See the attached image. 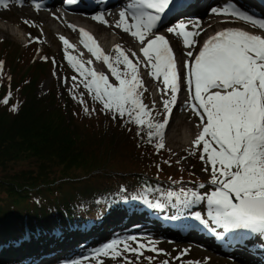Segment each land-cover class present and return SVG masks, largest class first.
Instances as JSON below:
<instances>
[{
	"label": "snow or ice",
	"instance_id": "1",
	"mask_svg": "<svg viewBox=\"0 0 264 264\" xmlns=\"http://www.w3.org/2000/svg\"><path fill=\"white\" fill-rule=\"evenodd\" d=\"M67 3L73 4L75 0H67ZM174 3L175 0H133L119 11V19L114 27L141 45L139 51L142 60L135 51L125 50L120 44L114 46V55H109L91 33L69 25L74 31H79L81 44L96 61L106 66L115 82L105 72L96 71L92 66L93 60L83 61L71 55L68 50L75 46L60 36L65 58L78 74L79 84L101 105V111L112 113L114 120L127 117L130 123L141 130L147 129L149 143L155 139L157 150L166 147L165 129L177 104L183 79L189 92L185 107L195 113L200 121L196 125L200 131L191 142L189 155L199 153V159L210 166V183L215 188L204 195L183 188L179 192H161V195L175 198L185 206L206 201L207 216L215 225L212 231L221 228L223 233L220 235L244 230L264 238V36L235 27L224 28L204 40L199 51L194 54L197 38L204 32L201 22L179 21L167 27L166 31L179 37L183 48L188 49L183 53L188 59L184 61L182 77L173 46L165 35L156 31L162 17ZM0 7L7 9L9 0H0ZM34 7L39 10L41 4L35 3ZM210 11L217 16L239 19L264 31V19L256 18L233 4L213 7ZM92 19L105 26H113L109 25L103 12ZM24 23L29 22L25 20ZM141 67L147 69L151 79L162 84V88H157L162 93L164 106L162 122L152 116L155 102L152 108L144 103L148 88L141 75ZM3 68L4 62L0 61V71ZM72 79L76 81L77 76ZM78 86L74 84V88ZM10 99L11 92L0 103L7 105ZM73 99L83 106L86 115L95 111L86 105L83 94L79 97L73 94ZM17 110L18 106L11 108L13 112ZM140 134L138 131L137 135ZM208 170L206 167L205 171ZM199 187L203 188L204 185ZM155 206L161 207L159 203ZM194 218L208 225L209 221L199 213ZM231 240L232 237H229V242ZM128 241L135 242L137 237L113 240L96 250L94 255L113 260L122 258L124 264H139L140 258L144 256L143 250L157 254L162 252L144 243L132 246ZM188 251L183 250L175 259L180 260ZM125 253L132 254L136 260H130ZM146 259L151 264L154 257ZM71 264H80V261H72ZM98 264H103V261L98 260ZM161 264H169V261L164 260ZM186 264L201 262L188 260Z\"/></svg>",
	"mask_w": 264,
	"mask_h": 264
},
{
	"label": "trees",
	"instance_id": "2",
	"mask_svg": "<svg viewBox=\"0 0 264 264\" xmlns=\"http://www.w3.org/2000/svg\"><path fill=\"white\" fill-rule=\"evenodd\" d=\"M10 48H0L6 68L0 101L11 92L9 103H0V264L16 252L42 255L110 213L139 208L140 200L170 205L161 192L195 180L187 169L176 170L154 140L137 135L127 117L114 120L83 98L95 109L86 115L77 100L59 101L55 90L39 97L50 62L31 61L34 44L27 50L32 63L19 67L20 48Z\"/></svg>",
	"mask_w": 264,
	"mask_h": 264
},
{
	"label": "rangeland",
	"instance_id": "3",
	"mask_svg": "<svg viewBox=\"0 0 264 264\" xmlns=\"http://www.w3.org/2000/svg\"><path fill=\"white\" fill-rule=\"evenodd\" d=\"M0 16L4 18L3 20H9L13 17L15 18L18 17L23 22L25 20L29 22L28 24L24 23L25 27L29 29L28 30L29 36L27 37L28 45L26 43L24 44L22 42H19L17 39L11 36V34H7L3 36L2 38H0V48L3 45L5 46L8 44H11L12 48H10V50H13V53L16 52V50L20 48V53H19L20 55L18 54L19 55L17 58L18 60H16V64H18L19 67H23L22 64L25 65L27 62L31 64L33 61L34 62L35 61H45L47 63L50 62L49 63L51 65V68H49L50 71H47L48 73L45 76L41 77L39 81L38 91H37V95L39 97H47L51 90H55L58 93L59 101H62L64 103H67L66 97H68L69 99L70 98L73 99V94H75L77 97L83 94V98H88L89 100L93 101L95 104H99L98 102L94 101L91 98V96L88 95L87 90L84 89L83 86L79 84L80 78L78 74L73 70V68L69 65L68 61L65 58L64 45L62 43L58 44V43L53 42L51 38H47L45 35L42 36L44 29H43V21L40 18L41 16L34 17L27 12L26 8H16V7L1 9ZM209 18L212 21L218 20V18H215V15ZM81 21L86 22L85 20H81ZM32 25H35V26H32ZM206 25H209V23L207 22ZM88 26L92 27L96 32L98 31V29L95 26H92L91 24ZM212 30L213 29H211V31ZM31 33L32 35L30 36ZM97 33L101 34V32H97ZM34 44L38 45L39 48L37 50L36 56H34L33 59H31L32 62H30V58L27 54L28 52L27 50H29L30 47ZM182 47L183 46H182L181 41L180 40L177 41L175 48L178 54H179L180 49H182ZM132 50L137 53L135 48L132 47ZM68 52L71 55L76 56L75 50L68 51ZM137 56L139 55L137 54ZM178 56L179 58H182L181 54H179ZM45 57L47 59H44ZM140 59L142 60L143 58L140 57ZM185 59H188V58L184 57L182 58V61H180L181 67L183 69H184L183 64H184ZM53 60H55V64H53ZM104 69L106 72H108L106 66L104 67ZM144 69L145 68L141 67L140 71H141L142 76H144L143 74L146 73ZM5 72H6V68L2 70V74L0 71L1 78H3ZM73 76H77L76 81H73L72 79ZM110 80H113V82H115L114 78H112L111 75H110ZM145 83L148 88V92L144 94V98H143L144 103L147 104L149 108H152V104L153 102H155V109H153L152 111V116L154 117L156 121L162 122L164 119V106L163 104L160 106H157L156 100L154 98V93L155 91H157L158 86L157 84L155 85L154 83H151L148 81H146ZM74 84L79 85V86L74 88ZM188 99H189V96L185 97L181 102L184 105L183 111L181 112L180 108H177L176 110V107H174L172 115L176 114V119H178V117L182 118L184 124H188L190 122H193L194 120L195 121L194 127H196V125L200 121L194 116L193 113L190 112L189 108L185 107V102L188 101ZM133 126L135 129V132L139 131L141 133L140 136L144 138H148L147 129L141 130L135 124H133ZM199 131L200 129L197 128L196 133L198 134ZM153 140L156 144V140L155 139ZM165 145H166V147L164 148L165 153L168 155V157H170V159L176 165V170L178 169L177 166H180L183 169H187L191 173V175L195 177V180L190 181L191 183H187L184 185L182 184L183 186L181 184L178 185V187H176V192H179V190L183 188L185 190H194V191L199 192L201 195H204L214 190L215 186L210 183V180H211L210 166L199 159V153H197L196 155H189V150H191L192 147L182 149L181 152L177 153L175 150L176 148L169 145L167 142H165ZM206 167L209 168L208 171H205ZM201 184L204 185L203 188L199 187ZM153 202H156V201H153ZM193 204H197L198 206H200V208H202L201 211H205V213H207L206 201H198V202L188 204V205H193ZM127 214L129 213H127L126 211H124L122 214H113L114 216L112 219L117 220L121 217L125 218V216L126 217L128 216ZM209 222L212 225V228H215V225L212 224L210 219H209ZM215 231L221 233L223 229L216 228ZM136 237H137V241L135 242L128 241V243L132 246H136L137 243H144L149 248L154 246L157 249L162 250L161 254L148 251L147 249L143 250L144 256L140 258L139 264H149L148 260L146 259L149 256L154 257L151 264H161V262L164 260H168L169 264H186L188 260L199 261L201 262V264H242L240 262H237V263L229 262L228 259H225V258L223 259L220 256H218L216 253H213L212 251H210L208 248L204 246L201 247L200 245H197L195 243L183 242L177 239H171L169 237L159 236L154 233L152 234L146 233L144 235L138 234ZM198 243L205 245V243L203 242H198ZM185 249L189 250L187 255L182 256L180 260H176L175 257L179 256L180 253ZM164 253H166L167 255H165ZM125 255L128 256L130 260H133V261L136 260V257L130 253H125ZM98 260L103 261V264H124L122 258L113 260L110 257H103V256L98 257V258L95 257V258H88V259L82 260L80 264H98Z\"/></svg>",
	"mask_w": 264,
	"mask_h": 264
},
{
	"label": "bare ground",
	"instance_id": "4",
	"mask_svg": "<svg viewBox=\"0 0 264 264\" xmlns=\"http://www.w3.org/2000/svg\"><path fill=\"white\" fill-rule=\"evenodd\" d=\"M205 4L201 5L202 7L200 8L204 14H207V11L205 9L206 1L204 0ZM27 12L32 15V16H41L40 18L43 21V33L42 36H46L47 38H51L53 42L55 43H62L61 40L59 39L60 36H64L69 40L71 44L75 46L74 49H69L68 51H76L75 55L82 59L83 61H88V60H93V67L95 68L96 71L98 72H105L108 74L109 79H110V72H106L104 69V65L102 62L96 61L90 53L87 52V50L81 46L80 39H76V36L74 34V30L72 27H69L68 25L70 24L68 21H72V18H64V16L59 13L57 10L50 11L48 13L44 12H35L36 10H31L29 6L26 8ZM119 12L115 14V17L113 15L109 16V25H113L112 27L105 26L103 24L98 23L95 20H85L86 27L89 28L88 25L95 26L98 31L101 32V34H98L97 39L100 47L104 50L105 53L109 55H114L113 48L116 44L122 45L124 48L131 49L132 47L135 48L137 51V54L143 58L142 54L140 53L139 49L141 45L130 35L122 32L120 29H117L114 27L116 21L119 19ZM4 18L0 16V38L7 34H11L15 39H17L19 42L26 43L27 44V37L29 36V29L25 27L24 22L18 18V17H13L9 20H3ZM208 16L205 17L203 22L205 23L206 21L209 23V25L201 24V27L204 29V32H202L201 36L197 38L199 41L201 38H204L205 35H211L214 34L217 31H220L221 28L224 26L223 23L217 22V21H212L208 20ZM184 20H189L187 18L181 19L180 21ZM194 22V21H193ZM42 26V25H41ZM211 29H213L211 31ZM109 31V32H108ZM92 32V31H91ZM112 32V33H111ZM95 34V33H94ZM32 33L30 34V36ZM167 37V36H166ZM80 38V37H79ZM168 38V37H167ZM176 39H172V43L170 44L176 47ZM28 45V44H27ZM111 46V47H110ZM65 49V48H64ZM188 49H180L179 54H181L182 58L186 57L183 55L185 51ZM65 51V50H64ZM83 54V55H81ZM182 58H179L180 61H182ZM145 70V74L143 79L148 82L154 83L155 85L157 84L158 87L162 88V84H160L158 81H155L151 79L147 75V69ZM182 72V70H181ZM189 96L188 90L185 88V95L184 94H179L177 102H182V100ZM154 98L156 100L157 106L162 105V93L160 91H155L154 93ZM167 98V97H164ZM184 106V105H183ZM179 105H177V108ZM175 119L165 129V136H164V142H167L169 145L173 146L176 148V152H181L182 149L192 147V140L195 139V136L197 135V128L194 127L195 121L190 122L188 124H184L182 118L176 117L173 115ZM184 124V125H182ZM177 145V146H176ZM176 146V147H175Z\"/></svg>",
	"mask_w": 264,
	"mask_h": 264
}]
</instances>
